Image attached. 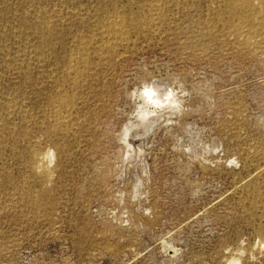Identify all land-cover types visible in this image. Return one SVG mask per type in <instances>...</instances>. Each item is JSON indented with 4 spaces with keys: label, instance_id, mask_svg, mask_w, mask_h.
Returning <instances> with one entry per match:
<instances>
[{
    "label": "rangeland",
    "instance_id": "rangeland-1",
    "mask_svg": "<svg viewBox=\"0 0 264 264\" xmlns=\"http://www.w3.org/2000/svg\"><path fill=\"white\" fill-rule=\"evenodd\" d=\"M150 1L0 0V264H264V0ZM126 12L160 19L102 48Z\"/></svg>",
    "mask_w": 264,
    "mask_h": 264
},
{
    "label": "bare ground",
    "instance_id": "bare-ground-1",
    "mask_svg": "<svg viewBox=\"0 0 264 264\" xmlns=\"http://www.w3.org/2000/svg\"><path fill=\"white\" fill-rule=\"evenodd\" d=\"M147 1V0H146ZM153 2H155V0H151L148 4L150 5V6H152V7H157L158 5H157V3L155 2V3H153ZM224 2V1H223ZM158 3H159V1H158ZM226 3H228L227 4V6L229 7V9H230V13H231V17H233V18H235V19H237V21H238V24H240V21H245V22H250L251 23V21H252V13H251V11H252V3L250 2V1H242V0H228V2H226ZM254 4V3H253ZM141 5V4H140ZM143 5V4H142ZM141 5V6H142ZM225 5V2H224V4H223V6ZM126 6V5H125ZM140 6V7H141ZM146 6V5H145ZM227 6H226V8H227ZM128 7V6H127ZM151 7V8H152ZM130 8V7H129ZM150 8V7H149ZM162 8V7H161ZM139 9H142V8H139ZM153 9V8H152ZM164 9V8H163ZM148 10H151V9H148ZM155 10V9H154ZM158 10V9H157ZM162 10V9H161ZM165 10V9H164ZM130 11H132V10H130ZM163 11V10H162ZM227 11H228V9H227ZM254 11V10H253ZM129 12V11H128ZM128 12H126V13H123L124 14V16H122L121 14L120 15H118L119 13H116L115 15H110V16H108L107 18H106V23H104V21H102L104 24L100 27V29H101V42H100V40L98 41L99 43H101L100 45L102 46V48L104 47V46H108V48L110 49V48H114V46H116V42H113L114 40H120L121 42L122 41H125V37H127V39H129L128 38V36H126V29H128V28H126L127 27V25L128 24H131V26H134L135 27V29H137V27H140V26H145V25H147L146 27L148 28V26H150V27H152V26H154V25H156V21L155 20H157V19H160V17H159V12H158V15H156V17L154 16V14H156V13H154V14H150V16L148 15V14H146V13H144V15L146 14V16H140V14H138V16L139 17H135V18H131V20L129 19L128 21H127V19L128 18H125V16L128 14ZM115 13V12H114ZM220 13V12H219ZM226 13V12H225ZM126 14V15H125ZM131 15H132V13H130ZM162 14V13H161ZM163 14H165V12H163ZM257 14H258V12H257ZM136 15V14H135ZM142 15V14H141ZM130 16V15H129ZM132 16H134V15H132ZM162 16V15H161ZM255 16V15H254ZM257 16V15H256ZM128 17V16H127ZM131 17V16H130ZM129 17V18H130ZM163 17H165V15H163ZM163 17H161V19L163 18ZM217 17H219V15L217 16ZM216 17V18H217ZM223 17V16H222ZM260 17V16H259ZM261 17H264V16H261ZM46 18V17H45ZM48 18V17H47ZM46 18V19H47ZM105 18V17H104ZM227 18H229L228 16H227ZM45 19V20H46ZM44 20V19H43ZM44 20V21H45ZM100 20H103V18L102 19H100ZM166 20V19H165ZM165 20H163V22L165 21ZM232 20H234V19H232ZM49 21V20H48ZM97 22L96 23H98V20H96ZM215 21H216V19H215ZM219 21V20H218ZM128 22V23H127ZM167 22V21H166ZM211 22V21H210ZM210 22H209V24H210ZM213 22V21H212ZM217 22V21H216ZM232 22V21H231ZM259 22V21H258ZM45 23H47V22H45ZM96 23H93V24H96ZM160 23H161V20H160ZM218 23V22H217ZM234 23V22H233ZM100 24H102L101 23V21H100ZM164 24V23H163ZM208 24V25H209ZM262 27H264V18H261L260 19V23H259ZM97 25V24H96ZM211 25V24H210ZM215 25V24H214ZM220 25V24H219ZM225 25H227V24H225ZM235 25V24H234ZM98 26V25H97ZM222 26V25H221ZM244 26V25H243ZM255 26V25H254ZM257 26V25H256ZM40 27V26H39ZM43 27V26H42ZM95 27V26H94ZM134 27H132L133 29H134ZM157 27V26H156ZM92 28V27H91ZM99 28V27H98ZM143 27H140V29H142ZM162 28V27H161ZM228 28V30H229V27H227ZM250 28V27H249ZM46 29H47V27H46ZM97 29V28H96ZM158 29V28H157ZM231 29V28H230ZM232 29H233V26H232ZM255 29V28H254ZM44 30V29H43ZM129 30V29H128ZM130 30H132V29H130ZM137 30H139V29H137ZM100 31V30H99ZM98 31V32H99ZM156 31V30H155ZM231 31V30H230ZM90 32H92V30L90 31ZM94 32V31H93ZM92 32V33H93ZM96 32H97V30H96ZM46 32H44V34H45ZM53 33V32H52ZM51 33V31H49V33H46V34H48L47 36H51V38H52V34ZM95 33V32H94ZM234 33V32H233ZM45 34V35H46ZM90 34V33H89ZM96 34V33H95ZM95 34H93V35H95ZM92 35V36H93ZM97 35V34H96ZM129 35V34H128ZM82 36V35H81ZM88 36V35H87ZM98 36V35H97ZM100 36V35H99ZM78 37V36H77ZM88 37H90L91 38V35H89ZM79 40L81 41V38H83V37H80L79 36ZM94 38H95V36H94ZM89 41H91V39H89V38H87ZM93 40V43L92 44H94V43H96V42H94V40L95 39H92ZM84 41V40H83ZM88 41V44H90V42ZM97 41V40H96ZM119 41V42H120ZM79 42V41H78ZM118 42V43H119ZM82 43H85V41L84 42H82ZM98 43V44H99ZM113 43H115V45L113 44ZM86 44V43H85ZM114 46H113V45ZM125 44V43H124ZM94 46H96V44H94ZM99 46V45H98ZM98 46H96V47H98ZM77 47H79V46H77ZM81 47V46H80ZM84 47V50H85V46H83ZM96 47H94L95 49H97L98 50V48H96ZM117 47V46H116ZM94 48H93V51H96V50H94ZM105 48V47H104ZM78 49H80V48H77V50ZM116 49H118V48H116ZM83 50V49H82ZM111 50H113V49H111ZM79 51V50H78ZM88 50H85L84 52H86V53H89V52H87ZM99 51L101 52V50L99 49ZM106 51V50H105ZM107 51H109L108 49H107ZM114 51V50H113ZM112 51V52H113ZM98 52V51H97ZM112 52H110V53H112ZM75 52H73V54H74ZM79 53H81V52H79ZM78 53V54H79ZM109 52H106V53H104L105 55L106 54H108ZM113 53H115V52H113ZM72 54V53H71ZM83 54V53H82ZM99 54V53H98ZM84 55V54H83ZM82 55V56H83ZM88 55V54H87ZM101 55H103V54H101ZM90 56V55H89ZM35 57V56H34ZM39 57V56H38ZM55 57H56V55H55ZM64 57V56H63ZM66 57V56H65ZM86 56L84 55V57L83 58H85ZM88 57V56H87ZM104 57H106V56H104ZM33 58V57H32ZM36 58V57H35ZM41 58V57H40ZM60 58V57H59ZM68 58V57H67ZM77 58V57H76ZM76 58H74V59H76ZM31 59V58H30ZM41 59H43V58H41ZM45 59V58H44ZM86 59V58H85ZM102 59V58H101ZM33 62H34V60L33 59H31ZM30 60V61H31ZM38 60V59H37ZM67 60V59H66ZM63 61V60H62ZM68 61H71V62H69L68 63V68L70 69V70H74V72H73V74L75 73H78V68H80V64L78 65L77 64V62L76 61H79V60H76V61H74V62H72L73 60H68ZM85 62L87 61L88 62V59H86V60H84ZM83 61V63H85ZM103 61V60H102ZM36 62V61H35ZM43 62V61H42ZM41 62V63H42ZM87 62H86V64H87ZM105 62V61H104ZM103 62V63H104ZM31 63V62H30ZM36 63H39V62H36ZM36 63H34L33 65H35ZM80 63V62H79ZM100 63V62H99ZM99 63H97L98 65H99ZM56 64H59L58 62L56 63ZM66 63H64V65H65ZM44 65V64H43ZM32 66V65H31ZM37 66H39V65H37ZM40 66H42L41 64H40ZM58 66V65H57ZM34 67V66H33ZM59 67H60V65H59ZM66 67V65L63 67V68H65ZM88 67V66H87ZM89 68V67H88ZM88 68L87 69H85V70H88ZM60 69H62L61 67H60ZM80 69H83V66L80 68ZM90 69L91 68H89V71H90ZM96 69H97V67H96ZM60 71H62V70H60ZM94 70H92V72H93ZM102 71V70H101ZM32 72V71H31ZM64 72V71H63ZM62 72V73H63ZM104 72V71H103ZM43 73H45V72H43ZM47 73V72H46ZM71 73V72H70ZM80 73L82 74V70L80 71ZM87 73V72H86ZM96 73H99V72H96ZM32 74H33V72H32ZM64 74H65V72H64ZM66 74L68 75L69 74V72L67 71L66 72ZM72 74V73H71ZM74 74V75H75ZM81 74H79V75H81ZM103 74V73H102ZM43 75V74H42ZM42 75H41V77H42ZM47 75V74H46ZM49 75V74H48ZM63 75V74H62ZM77 75V74H76ZM90 75V74H89ZM69 76V75H68ZM71 76V75H70ZM78 76V75H77ZM93 76V75H92ZM96 76V75H95ZM34 77V76H33ZM48 77V76H47ZM74 77V76H73ZM79 78H80V76H78ZM78 77H76L77 79H78ZM97 77V76H96ZM105 77V76H104ZM46 78V77H45ZM53 78V77H52ZM67 79V77H65L64 76V79ZM75 78V79H76ZM36 79V78H35ZM34 79V80H35ZM61 79V77L58 79V80H60ZM98 79V78H97ZM49 80H50V77H49ZM55 80H56V78H55ZM58 80H56V81H58ZM62 80H63V78H62ZM68 80L70 81V78L69 79H67V81H66V83L68 82ZM90 80V79H89ZM36 81V80H35ZM52 81V80H51ZM50 81V82H51ZM61 81V80H60ZM64 81V80H63ZM73 82L75 81V80H72ZM92 81V80H91ZM96 81V80H95ZM94 81V82H95ZM99 81V80H98ZM97 81V82H98ZM37 82V81H36ZM41 82H42V80H41ZM45 82V81H44ZM43 82V83H44ZM47 82V81H46ZM49 82V83H50ZM53 82V81H52ZM93 82V81H92ZM102 82V81H101ZM35 83V82H34ZM39 83H40V81H39ZM39 83H37V85L39 84ZM60 82L58 81V85H60L59 84ZM62 83H64V84H66L65 82H62ZM69 84L71 83V82H68ZM36 84V83H35ZM50 84H52L53 85V83H50ZM77 84V83H76ZM93 84V83H92ZM96 85H97V83H95ZM100 84V83H99ZM103 84V83H102ZM105 84V83H104ZM42 85V84H41ZM58 85H56L57 87H58ZM63 85V84H62ZM78 85V84H77ZM94 85V84H93ZM39 86V85H38ZM54 86V85H53ZM52 86V87H53ZM34 87H35V85H34ZM40 87V86H39ZM51 87V88H52ZM69 87V86H68ZM74 87V86H73ZM72 87V88H73ZM87 87V86H86ZM90 87V86H89ZM98 87H100V85L98 86ZM102 88H103V86H101ZM107 87V86H106ZM54 88V87H53ZM65 88H67V87H65ZM164 88V87H163ZM44 89V88H43ZM56 90H57V88H55ZM58 89H60V86H59V88ZM62 89H64V87L63 88H61V90ZM94 89H95V87H94ZM38 90V89H37ZM37 90H36V92H37ZM54 90V89H53ZM55 91V90H54ZM73 91V90H72ZM74 91H75V89H74ZM98 91V90H97ZM39 92V91H38ZM37 92V93H38ZM43 92V91H42ZM59 92H61V91H59ZM58 91L56 92V93H59ZM63 92V91H62ZM71 92V91H70ZM108 92H110V91H107L106 93H108ZM40 93H41V91H40ZM55 93V92H54ZM82 93V92H81ZM91 93V92H90ZM42 94H45V93H42ZM98 94H99V92H98ZM144 94H145V96H146V98L148 99V101H150L151 103H153L155 106H160V105H164L165 103H167V102H169L170 100H171V96H172V91H170L169 89H166V88H164V89H160L159 88V86L157 85V84H152V85H150V86H147L146 87V89H145V91H144ZM63 95V94H62ZM67 94H65V96H66ZM50 96H52V95H50ZM94 96V95H93ZM93 96H92V98H93ZM54 97H56V96H54ZM48 98H49V96H48ZM53 98V97H52ZM60 98V97H59ZM63 98H65V97H63ZM54 100H56V101H60V100H58V97H56V99L55 98H53ZM71 98L69 97V101H71L70 100ZM54 100H51V102L53 101V103L55 102ZM80 100V99H79ZM78 100V101H79ZM81 101V100H80ZM88 101V100H87ZM98 101V100H97ZM68 102V101H67ZM83 102V101H82ZM85 102V101H84ZM10 103V102H9ZM50 102L48 101V104H49ZM60 103V102H59ZM72 103V102H71ZM71 103H69L68 102V105L70 104L71 105ZM77 103V102H76ZM13 104V103H12ZM48 104H46V105H48ZM63 104V103H62ZM73 104H74V101H73ZM73 104H72V108L74 107L73 106ZM11 105V104H10ZM51 105V104H50ZM49 105V106H50ZM54 105V104H53ZM59 105L60 104H56V105H54L53 107V109H57L58 107H59ZM64 105V104H63ZM9 106V105H8ZM8 106H6V108L8 107ZM62 105H60V107H61ZM66 106H67V104H66ZM4 107V106H3ZM9 107H11V106H9ZM8 107V108H9ZM12 107H13V105H12ZM52 107V106H51ZM63 107V106H62ZM65 107V106H64ZM71 107V106H70ZM50 108V107H49ZM10 109V108H9ZM50 109H52V108H50ZM52 109V110H53ZM69 110V109H68ZM51 111V110H50ZM66 111V110H65ZM65 111H64V113H65ZM56 112H58V110L56 111ZM55 112V113H56ZM60 112V111H59ZM14 113V112H13ZM17 113V112H16ZM49 114H47V115H49V117H50V112H48ZM63 113V114H64ZM53 114H54V112H53ZM67 114V113H66ZM8 115V114H7ZM56 115V114H55ZM60 115V114H59ZM5 116V115H4ZM67 116V115H66ZM69 116V115H68ZM56 117V116H55ZM57 117H58V120L61 122V120H62V117H59L58 115H57ZM4 118V117H3ZM25 118V117H24ZM45 118V117H44ZM83 118V117H82ZM85 118V117H84ZM2 119V118H1ZM46 119V118H45ZM44 119V120H45ZM50 119V118H49ZM52 119H54L53 117H52ZM51 119V120H52ZM64 119V118H63ZM2 120H4V119H2ZM71 120V119H70ZM70 120H69V122H70ZM74 120V119H73ZM48 121V120H47ZM58 121V122H59ZM8 122V121H7ZM52 123V122H51ZM54 123H56V122H54ZM61 123H63V122H61ZM65 123V122H64ZM71 123V122H70ZM0 124H2V123H0ZM46 124V123H45ZM47 124L48 125H50L49 124V122H47ZM47 124H46V126H47ZM57 124V123H56ZM61 125V124H60ZM64 125H66V124H64ZM64 125H63V127H64ZM2 126V125H1ZM51 126H52V124H51ZM62 126V125H61ZM6 127V126H5ZM48 127V126H47ZM46 127V128H47ZM56 127V126H55ZM63 127H61V128H63ZM22 128H24L23 126H22ZM49 128H50V126H49ZM60 128V129H61ZM65 128H66V126H65ZM71 128V127H70ZM21 129V128H20ZM54 129V128H53ZM69 129V128H68ZM66 130V133L69 131V130ZM4 130V129H3ZM12 130V129H11ZM50 130V129H49ZM58 130V129H57ZM7 131V130H6ZM45 131H48L47 129L45 130ZM64 131V130H63ZM49 132V131H48ZM54 132V131H53ZM57 132V131H56ZM4 133V132H3ZM23 133V132H22ZM60 134L59 135H61V132H59ZM69 133V132H68ZM44 134H46V132L44 133ZM53 135V134H52ZM63 135H64V133H63ZM63 135H61V136H63ZM67 135V134H66ZM66 137V136H65ZM4 139H5V137H4ZM9 139V138H8ZM12 139V138H11ZM32 139V138H31ZM1 141V140H0ZM19 142H20V140H19ZM61 143V142H60ZM59 143V144H60ZM3 144V143H2ZM28 144V143H27ZM62 144V143H61ZM1 147V146H0ZM36 147V146H35ZM38 148V147H37ZM65 148V147H64ZM29 149V148H28ZM66 149V148H65ZM30 151V150H29ZM33 151V150H32ZM28 151H26L25 153H27ZM31 152V151H30ZM39 152V151H38ZM50 152V151H49ZM25 153H24V155H25ZM34 153V152H33ZM30 154V155H34V154ZM47 153V152H46ZM38 154V153H37ZM52 154V153H51ZM29 155V156H30ZM36 156V155H35ZM45 156V155H44ZM43 156V157H44ZM54 155H52V157H53ZM22 157H23V155H22ZM45 157H47V156H45ZM62 157V156H61ZM24 159V158H23ZM25 161H27V159H25ZM30 161V160H29ZM39 162V164L38 165H40V164H42L43 163V160H41V161H38ZM24 163V162H23ZM262 163V162H261ZM25 164H26V162H25ZM29 164H30V162H29ZM46 164V163H45ZM45 164H44V166H45ZM48 164V163H47ZM31 165H35V163L33 164H31ZM30 167V166H29ZM34 167H36V165L34 166ZM33 167V168H34ZM42 167V166H41ZM41 167H37V169L38 168H40V170L42 169ZM45 167H48L47 165L45 166ZM45 167H43V168H45ZM26 168H28V167H26ZM260 168V167H259ZM29 169V168H28ZM47 169V168H46ZM46 169H44V170H46ZM48 169H50L49 167H48ZM38 171V170H37ZM36 171V172H37ZM49 171V170H48ZM2 172V171H1ZM35 172V173H36ZM40 172V171H39ZM38 172V173H39ZM262 172V171H261ZM31 173V172H30ZM40 173H43L42 171L40 172ZM45 173V172H44ZM37 175H39V174H37ZM259 175H262V174H260L259 173ZM7 176H8V174H7ZM35 176V175H34ZM41 176V175H40ZM39 176V177H40ZM43 176H45V175H43ZM3 177V176H2ZM5 177V176H4ZM7 178V177H6ZM46 178H47V176H46ZM4 179V178H3ZM262 179H264V178H262ZM1 181H2V179H1ZM4 181V180H3ZM2 181V182H3ZM41 181V180H40ZM43 181H45V179H44V177H43ZM5 182V181H4ZM8 183H9V180L7 181ZM13 182V181H12ZM254 182H255V180H254ZM260 182V181H259ZM7 183V184H8ZM258 183V182H257ZM262 183H264V182H262ZM3 184H5V183H3ZM2 184V185H3ZM10 184V183H9ZM8 184V185H9ZM253 184V183H252ZM259 184V183H258ZM254 185V184H253ZM7 186V185H6ZM258 186V185H257ZM3 187H4V185H3ZM2 187V188H3ZM249 187V186H248ZM247 187V188H248ZM4 188H6V187H4ZM3 188V189H4ZM257 191H258V188L256 189ZM253 191V190H252ZM259 193H260V189H259ZM255 194V193H254ZM257 194V193H256ZM36 195V194H35ZM34 196V195H33ZM257 196V195H256ZM30 197V196H29ZM31 199V198H30ZM254 200V199H253ZM32 201V200H31ZM37 202V201H36ZM40 202V201H39ZM43 202V201H42ZM32 203V202H31ZM46 203V202H45ZM251 203V202H250ZM257 203V202H256ZM41 203H39L38 205H40ZM43 206V205H42ZM257 210V209H256ZM37 211H38V208H37ZM257 214V213H256ZM252 217V216H251ZM261 219V218H260ZM259 227H260V225H259ZM260 230H262V229H260ZM261 235H264V231H262V233H261ZM260 236V235H259ZM261 239V238H260ZM259 248H261L262 249V252H264V236H262V239L259 241ZM243 251V250H242ZM244 253V252H243ZM241 252L238 254L239 255V257H236V255L235 256H230V258L228 259V260H226L227 261V264H240V261H241ZM245 254V253H244ZM244 256V255H243ZM250 257V256H249ZM248 258V257H247ZM251 260V259H250Z\"/></svg>",
    "mask_w": 264,
    "mask_h": 264
}]
</instances>
